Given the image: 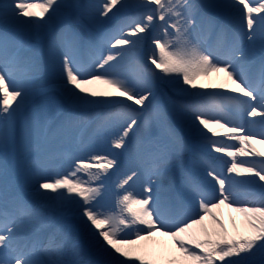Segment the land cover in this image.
Wrapping results in <instances>:
<instances>
[{"label": "snow or ice", "instance_id": "6c2138e0", "mask_svg": "<svg viewBox=\"0 0 264 264\" xmlns=\"http://www.w3.org/2000/svg\"><path fill=\"white\" fill-rule=\"evenodd\" d=\"M256 143L264 0H0V264H264Z\"/></svg>", "mask_w": 264, "mask_h": 264}, {"label": "bare ground", "instance_id": "6f19581e", "mask_svg": "<svg viewBox=\"0 0 264 264\" xmlns=\"http://www.w3.org/2000/svg\"><path fill=\"white\" fill-rule=\"evenodd\" d=\"M153 34V33H152ZM143 53L141 55V61L143 62V57L145 54H147V52L150 50L149 49V45L147 43L144 44L143 46ZM154 67V66H153ZM125 68H127V66H125ZM159 71V70H157ZM195 83L197 85H200V84H211V85H216V84H227L229 87H232V85L230 84L229 81H227L226 77L223 75V73H212L210 74L209 76L205 77V76H200V80H196ZM97 90H104L105 86L104 85H95L94 86ZM186 87H189V90L190 91H228V88H221V89H216V88H208V89H200L199 87H197L196 89H192L191 86H186ZM213 127V130L214 131H217L219 133V136H217L216 138H223L222 136H224L223 134V129L221 128H218L216 127L215 125H212ZM221 133H222V136H221ZM259 139V138H257ZM255 147L259 150V151H262L264 152V144H261V143H256ZM137 191H139V187H137L136 189ZM43 191V190H42ZM101 211H106V210H103V209H100ZM223 210L224 212V219L227 220L228 219V215H229V211L228 209H221ZM118 213V211H117ZM115 214V213H113ZM233 216H236L235 213H232ZM227 218V219H226ZM238 218V217H237ZM239 219V218H238ZM228 221V220H227ZM156 239L157 240H164L165 238H162L159 236V233L156 234Z\"/></svg>", "mask_w": 264, "mask_h": 264}]
</instances>
